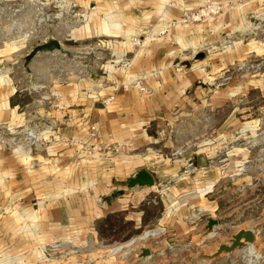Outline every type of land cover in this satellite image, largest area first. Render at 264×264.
<instances>
[{"label":"crops","instance_id":"0c3cea01","mask_svg":"<svg viewBox=\"0 0 264 264\" xmlns=\"http://www.w3.org/2000/svg\"><path fill=\"white\" fill-rule=\"evenodd\" d=\"M241 1L247 0H217L223 6L218 19L191 25L180 22L183 11L199 8L206 0L71 3L88 12L85 23L72 32L73 39H100L103 46L97 49L114 59L102 64L99 77L68 82L57 89L62 98L52 102L69 105L66 110L40 108L28 116L18 105H11L8 88L0 89V127L16 128L18 133L33 127L29 117L33 120L46 113L37 122L36 151L0 148V264H88V259L100 264L117 249L116 241L100 237V222L109 215H121L125 222H132L134 230L147 227L159 218L157 208L155 214L147 212L154 206H162L160 221L164 219L179 232L187 230L183 222L187 205L196 199L203 203L206 190L186 192V180L180 177L182 165L164 160L155 147L156 128L190 101L185 88L194 78L183 79L177 60L183 61L187 49L209 44L233 19L230 11ZM166 28L167 33L159 35ZM134 36L140 37V46L132 44ZM125 58L131 60L127 69L120 66ZM111 96L115 99L104 107L103 101ZM49 124L54 128L52 142L47 140ZM93 126L98 142L118 152L111 157L83 153ZM144 170L154 176L155 185L130 188V180ZM158 176L175 178L174 186L160 191ZM152 194L160 200H150ZM46 245L68 251L73 247L78 253L49 259L40 252Z\"/></svg>","mask_w":264,"mask_h":264},{"label":"rangeland","instance_id":"374dc122","mask_svg":"<svg viewBox=\"0 0 264 264\" xmlns=\"http://www.w3.org/2000/svg\"><path fill=\"white\" fill-rule=\"evenodd\" d=\"M72 2L0 0V89L8 88L11 105L28 116L40 109L37 101L46 91L95 79L102 75V64L114 59L97 49L103 46L100 39H73L72 32L85 20ZM230 13L233 19L209 44L187 49L183 61L177 60L183 79L194 78L184 90L190 101L156 128L159 155L182 165L186 192L206 190L204 202L196 199L187 205L184 232L159 220L161 205L149 207V214L160 210L159 218L131 239L113 242L117 249L100 264H264V0L241 1ZM42 108L55 109L51 103ZM41 119L28 118L37 128ZM4 127L0 148L13 152L2 146ZM200 155L206 157L207 168H198ZM174 179L158 176L159 190L174 186ZM154 196L159 195L150 200H160ZM210 219L219 222L212 231L207 229ZM242 230H253L255 241L216 256ZM143 248L151 257H140ZM40 252L50 259L78 250L46 245Z\"/></svg>","mask_w":264,"mask_h":264},{"label":"built area","instance_id":"2783aa9c","mask_svg":"<svg viewBox=\"0 0 264 264\" xmlns=\"http://www.w3.org/2000/svg\"><path fill=\"white\" fill-rule=\"evenodd\" d=\"M72 7L79 10L77 16L84 18L86 20V17L88 16V12L85 9L80 8L78 4H72ZM223 11V6L217 2V0H206V3L196 9L193 10H185L183 11L182 17L180 22L184 25H191V24H198L203 23L208 20H211L217 16H219ZM169 28L171 25L168 26ZM168 31V28L162 30L159 35H165ZM131 42L135 46H140L142 44V41L140 37L134 36L131 39ZM131 64V60L128 58H125V60L120 62V66L122 68L127 69ZM137 87H140L141 91L146 92L145 88H141L140 84H136ZM127 89V87H125ZM62 98V93L60 91L54 90L50 91L49 93H45L41 97L40 100H38V105L40 108L44 107L47 103L51 102L53 104L52 100L59 101ZM114 96H111L103 101L104 107H108L111 102L114 100ZM53 106L60 110H66L69 109L70 106H64L59 103H54ZM39 118H44L45 114H38ZM16 129V128H15ZM14 128H6L1 130V135L6 136V138H2V146L7 149L8 151H16V150H26L31 151L32 146L36 145L39 141L38 132L36 131V126L33 127H27L21 129L18 133L15 132ZM17 130V129H16ZM53 126L49 124L46 128V132L50 134L49 140L50 142L53 141ZM98 131L95 126L91 127L90 133H89V144L86 142L83 144L82 151L86 156H92L94 154H103L105 156L111 157L113 153L118 152V149L112 150L108 146H104L98 142ZM59 247V246H56Z\"/></svg>","mask_w":264,"mask_h":264},{"label":"water","instance_id":"95a60500","mask_svg":"<svg viewBox=\"0 0 264 264\" xmlns=\"http://www.w3.org/2000/svg\"><path fill=\"white\" fill-rule=\"evenodd\" d=\"M197 166L200 169H204L209 166V163L205 156L200 155L197 157ZM154 185H155L154 176L150 172L145 171V170L135 174L134 178H132V180H130L129 182L130 188L144 187V186L152 187ZM218 225H219V222L217 220L210 219L208 221L207 229L212 231L214 227ZM255 238L256 236L253 230H242L233 237V240L230 246L222 245L217 251L216 256H219L220 254L224 252L231 253L235 251L236 249L243 247L245 243H253L255 241ZM151 255H152L151 251L148 248H143L142 254L140 257L149 258L151 257Z\"/></svg>","mask_w":264,"mask_h":264},{"label":"trees","instance_id":"16d2710c","mask_svg":"<svg viewBox=\"0 0 264 264\" xmlns=\"http://www.w3.org/2000/svg\"><path fill=\"white\" fill-rule=\"evenodd\" d=\"M121 217V215H109L104 220H102L98 225L100 237L112 241H127L131 239V237L141 232L140 230L142 229L131 230L128 235L122 238L123 234L126 232V229L130 226L132 227L133 224L125 222L123 219H118Z\"/></svg>","mask_w":264,"mask_h":264}]
</instances>
